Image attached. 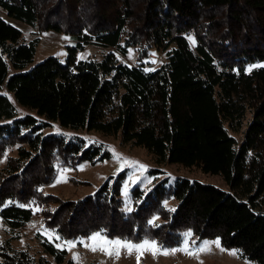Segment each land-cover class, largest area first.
Here are the masks:
<instances>
[{
  "label": "trees",
  "instance_id": "trees-1",
  "mask_svg": "<svg viewBox=\"0 0 264 264\" xmlns=\"http://www.w3.org/2000/svg\"><path fill=\"white\" fill-rule=\"evenodd\" d=\"M0 6L46 31L78 38L65 61L49 55L26 68L39 37L25 41L22 29L0 16V157L17 145L0 168V216L11 228L31 221L33 204L53 203L45 223L62 238L101 230L173 246L192 230L264 264V67L247 70L264 62V0H0ZM89 41L124 53L131 46L166 48L168 57L153 69L122 61L112 50L102 59L77 58ZM12 97L35 112L18 115ZM53 120L119 133L123 142L148 148L157 162L219 174L227 188L165 177L147 191L134 186L131 211L121 196L125 171L80 198L45 193L59 166L111 156L79 134L44 133ZM242 129L240 141L230 133ZM171 197L179 200L174 209L164 203ZM156 214L159 223L152 222ZM40 238L57 263L79 264L67 248ZM0 255V264H54L10 241Z\"/></svg>",
  "mask_w": 264,
  "mask_h": 264
},
{
  "label": "rangeland",
  "instance_id": "rangeland-1",
  "mask_svg": "<svg viewBox=\"0 0 264 264\" xmlns=\"http://www.w3.org/2000/svg\"><path fill=\"white\" fill-rule=\"evenodd\" d=\"M0 16L4 17L7 21L22 29L23 39L29 41L32 38L39 37V43L34 56V59L26 68H30L36 63L42 61L49 55H56L63 61L67 59L69 54V47L75 46L78 38L74 35H69L53 29L44 30L41 25H32L21 19L10 16L6 9L0 6ZM192 46H195V36L192 32L187 33ZM194 40V42H193ZM115 51L118 58L130 64L142 63L147 68L153 69L167 60L168 54L166 48H158L156 46H147L145 49L140 46H131L127 52H122L115 46L104 45L95 41L83 42L81 48L77 51V58H96L102 59L108 51ZM264 64L255 63L249 65L259 66ZM19 69L12 68V72ZM5 88L0 87V91ZM18 107V115L26 114L27 112H35L34 110L18 103L12 97ZM245 128V127H244ZM243 128V129H244ZM57 129L59 131H57ZM243 129L232 132L240 141L243 137ZM44 133L56 132L62 133L70 137L76 134L83 136L86 140V145L95 142L102 144L106 149L111 151V156L97 162L90 160H83L82 162L70 166H59L57 177L51 183L43 187L45 193H53L59 195L63 199L67 198H80L89 193H93L97 188L108 178L116 176L119 172L125 171V176L121 187V196L123 198V208L126 211L133 209L134 198L132 195V188L140 186L145 191L149 190L156 181L167 177L170 182H173L178 175L197 178L206 183H212L220 188H227V184L223 177L219 174L204 172L199 166H185L178 162H157L151 151L141 145H133L125 143L118 134H105L96 130L75 129L62 125L60 122L53 120L50 125L43 128ZM113 149L115 152H113ZM17 154V145L9 148L6 154L0 157V168L6 163L7 156ZM116 154H122L125 158H130L131 161H138L146 165V170H140L137 166H125L123 170L117 172L121 166ZM66 178V179H62ZM61 180V182H57ZM127 189V192H125ZM179 200L176 197H171L164 201L168 208L174 209ZM34 215L29 223L19 228H11L0 216V249L6 241H10L15 249L26 248L35 255H46L54 264L57 263L54 256L47 253L43 249L41 243V236H46L68 250V257L73 258L79 264H257L248 258L242 257L236 248L223 247L219 238L211 239H198L192 230L184 232L182 241L173 246H162L156 239L143 238L140 240L125 239L118 236H108L103 231H95L86 236L78 238H62L54 229L48 227L45 223V214L47 210L55 208L56 204L35 205L33 204ZM39 209V210H37ZM130 210V211H131ZM161 221L160 215L156 214L152 217L153 223ZM191 231L192 236L189 242L195 241L192 245V250L199 248L204 242H208L210 251L199 252L197 255H188L184 251H175L174 253L164 255L157 253L153 255L152 251H143L139 253L132 251L129 253L127 249H119V255H108L104 251H92L89 244V238L95 233H102L108 240H127L133 244H140L144 240H154L167 250L180 249L183 247L186 239L185 233ZM59 237V239H57ZM219 240V247L213 241ZM65 241L74 242L73 247L65 245ZM139 256V260L137 257ZM1 259V255H0Z\"/></svg>",
  "mask_w": 264,
  "mask_h": 264
},
{
  "label": "snow or ice",
  "instance_id": "snow-or-ice-1",
  "mask_svg": "<svg viewBox=\"0 0 264 264\" xmlns=\"http://www.w3.org/2000/svg\"><path fill=\"white\" fill-rule=\"evenodd\" d=\"M189 39H192L191 37ZM194 42V40H193ZM260 67H264V65H259ZM256 67V66H253ZM251 71V68L248 69ZM57 131H59L57 129ZM113 152L115 150L113 149ZM115 158L121 162V166L117 169V172L123 170L125 166H137L140 170H146L147 166L139 163L138 161H131L130 158H125L122 156V154H116ZM62 179H66L63 178ZM57 182H61V180H58ZM125 192H127V189H125ZM39 210V209H37ZM131 209H129L130 211ZM151 223V222H150ZM192 236L191 231L188 233H185V241L183 244V247L180 249H172V250H167L163 249L158 242L154 240H144L140 244H133L132 242H129L127 240L121 241V240H108L102 233H95L93 234L90 238L89 244H86V246L90 247L92 251H97L101 250L104 251L108 255H113L115 254L116 256L119 255V249L124 248L131 253L132 251H137L139 253H142L143 251H152L153 255H156L158 252L162 253L164 255H168L171 253H174L175 251H184L188 255H197L199 252H205V251H210L209 244L208 242H204L199 248H195L192 250V245L195 244V241L189 242V239ZM59 239V237H57ZM65 245L68 247H73L74 242L72 241H65ZM211 243H214L217 247H219V240L217 239L216 241H213ZM60 245H58L59 247ZM139 260V256L137 257Z\"/></svg>",
  "mask_w": 264,
  "mask_h": 264
}]
</instances>
